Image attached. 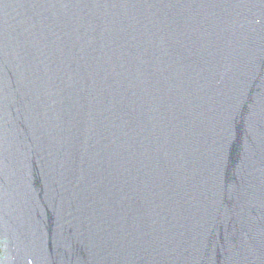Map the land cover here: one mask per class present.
<instances>
[{
    "label": "water",
    "instance_id": "1",
    "mask_svg": "<svg viewBox=\"0 0 264 264\" xmlns=\"http://www.w3.org/2000/svg\"><path fill=\"white\" fill-rule=\"evenodd\" d=\"M0 264H264V0H0Z\"/></svg>",
    "mask_w": 264,
    "mask_h": 264
}]
</instances>
